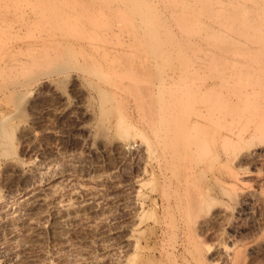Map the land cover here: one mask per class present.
<instances>
[{
    "label": "rangeland",
    "instance_id": "rangeland-1",
    "mask_svg": "<svg viewBox=\"0 0 264 264\" xmlns=\"http://www.w3.org/2000/svg\"><path fill=\"white\" fill-rule=\"evenodd\" d=\"M118 1L40 0L43 5L39 1L38 4L44 9L39 10L47 7L41 14L47 18L39 17L37 10L32 11L24 3L18 7L14 4L17 10L13 6L8 8L12 9L10 13H4L1 7L0 129L5 132L0 130V264H264V246H260L264 241V146H258L260 139H264V94L252 93L253 85L257 84L252 81L260 77L257 69L264 66V56L262 60L257 52L251 51L252 45L262 47L258 53L264 46L249 44V58L253 57L251 52L256 53V58L249 60L245 59L246 52L243 55L248 44L243 43L246 49L243 44L239 46L245 50L241 49L238 59L245 57V60L236 65L246 66L247 60L250 66L253 63L248 68L251 71L247 72L243 66L246 70L242 73L241 70L239 76L221 78L220 71L235 67L233 63L221 64L216 78L214 66L209 67L210 50L198 45L206 49L209 56L203 58L210 61L197 57L204 55L203 49L193 50L197 52L193 56L190 48L197 47L182 46L187 38L176 31L175 39L180 42L177 43L182 48L188 47L185 54L191 56L188 60L186 57L192 62L189 67L193 64L198 70L192 67L196 72L192 74L194 70L190 67L188 71L192 73L187 71L183 77L172 80L164 77L161 68L160 73L155 72V80L163 78L168 83L149 98L144 89L140 92L126 89L122 96L119 94L121 97L117 95L118 107L123 109V116L127 115L125 126L130 125L125 139L119 137L124 131L117 126V112L112 111L117 103L109 102L106 114L101 111L97 83L109 86L83 71L82 56L74 55L76 51L71 59L72 53L68 51L75 49L69 47L68 39H62L69 46L68 54L64 53V59H60L67 62L63 63L67 68L63 66L61 71L57 67L61 73L58 72L55 66L60 65H54L52 60L57 57L59 61L56 54L66 51V46L64 41L65 47L59 44L62 48L55 44V39L49 40L46 31L49 23H45L56 11H81L87 22V12L108 11ZM148 1L152 10H161L162 18L167 15L165 20L172 26L175 24L172 15L168 16L169 7L163 9L162 0ZM13 8L17 13L14 14ZM48 8L55 12L49 10L50 13ZM8 9L5 11L9 12ZM36 19L43 26L39 31H33L38 26ZM6 22L12 26L7 27ZM173 28L175 31L176 25L172 31ZM27 33L30 34L26 36ZM24 36L27 38L21 42L20 37ZM39 36L46 44V40L50 41L46 53L52 56L45 54V58L42 47L43 55L39 53L49 62L54 58L49 66L53 64L56 72L53 65L50 67L53 73L48 65H43L47 60L39 58L38 47L43 44ZM29 42L37 44L30 47ZM51 42L60 49L55 57L56 47L51 49ZM223 44L228 47L231 42L224 40ZM36 45L38 51L34 52L32 48ZM25 47L36 56L26 60L30 54L25 56ZM66 56L71 60L67 61ZM31 60L34 64L42 62L33 69L41 68L39 73L32 71L36 68L33 64L30 70L34 75L27 73L30 72L27 65L28 70L23 64L12 69L20 61L29 65ZM201 62L206 63V67L200 64L201 68L209 67L211 72L200 69ZM9 70H13L12 74ZM66 74L71 76L63 77ZM141 98L146 100L142 105ZM151 117L156 119L154 125L162 122L157 125L162 129L170 123L167 129L174 131L163 128L168 135L156 132L160 127L152 131ZM196 119L202 123L191 122ZM138 131L141 134L143 131L144 136ZM152 132L160 138H155ZM169 133L176 138L173 140ZM164 134L171 139L166 138V142ZM129 142L132 146L127 147ZM40 192L46 194L47 202L32 208L31 198ZM70 201L72 207L64 210L65 203Z\"/></svg>",
    "mask_w": 264,
    "mask_h": 264
},
{
    "label": "bare ground",
    "instance_id": "bare-ground-1",
    "mask_svg": "<svg viewBox=\"0 0 264 264\" xmlns=\"http://www.w3.org/2000/svg\"><path fill=\"white\" fill-rule=\"evenodd\" d=\"M12 1H13V3H12ZM15 1H17V0H0V12L4 9V13L5 12L10 13L12 11V9H11V11H9L8 8H11V6L14 7L15 6L14 4H16V6L18 7V6H20L21 3L22 4L24 3V5H27L25 7L31 8L32 11L37 10L38 14H36V15H39V17H41V16H43L41 14H43V11L45 12V10L47 8L46 7L45 10H41V11L39 10L42 8V5H43L40 2V0H24V1L18 0L17 3H15ZM38 1L42 5L38 4ZM162 1L165 5H164V8L163 7H161V8L165 9V6H166V7H169L167 9H170L171 13L168 16L172 15V17H173L172 19H174V21H175V24H173V26L176 25V27H177V29L175 31H174V28H173V31L171 29L173 27L171 25L172 23L169 24V22L167 20H165L167 15L165 18H162V16H163L162 11L158 10V9L152 10V8L149 7L150 3L148 0H120L117 2V4L115 3V5H116L115 7L110 8V10H108V11H89L85 15L87 22L83 19V17H82L83 13L81 11L69 12L70 14L69 13H61L62 11H60V13H58L59 11H56L58 13L57 14L55 11H52L51 9L48 8L47 9L48 11L51 10L52 12H55V14L52 13L53 15H50L53 19L52 18H50L49 20L47 19V21L45 22L46 24L49 23L48 24L49 27H47L48 25L44 26V27L48 28V30L46 28V31H48V34L47 33L46 34L48 35L49 40H50V38L55 39V40H53V41H55V44L60 46L63 44V41H64L62 39H68L66 41L68 42L69 45L71 44L72 46L71 45L69 46L64 41V44L66 47L64 46V44L62 46L65 47L66 51L62 50V52L60 53L58 51L60 49L59 48L57 49V45L53 44L54 42L53 43L51 42L50 47L53 44L51 49L54 47V45L56 47L55 48L56 51H54L53 55H54V57L57 55L59 58V61H58V59L56 61L57 57H55V60H52L54 58H52V59L48 58L50 60V62L47 59H45L48 56L46 51L48 52V50H49L47 45H48V42L50 43V41L46 40L45 41V42H47V44H46L43 42L45 39L42 40L43 38L48 39L47 37L41 35V36H43V38H42L41 36H39V37H41L40 40H42V43L44 44V45L42 44L40 46V44L38 42V44L40 46V47H38L39 51L36 49L37 45H36V47L33 46V48H32L34 52H35V50L38 51V55L40 58V56L42 57V55H43V53H41V51H42L41 47H42L43 50H45V51H43L44 56H46V55L47 56L45 58H43L44 57L43 56L41 59L42 60L45 59L43 61L47 60L46 63L48 62V64L43 63V65L49 66V63L54 62V65L55 64L60 65L61 68L59 66H55L56 69L58 67L60 70L63 69V66L64 67L66 66L65 64L67 62L65 61L66 62L65 63L61 60L64 59L63 58V57H65L64 53H67V47L68 46L71 49H75L73 51L70 50L71 52L68 51L69 53H72V52L74 53V51H76L74 53V55L82 56L83 62H80V63L82 65L83 71L87 72V74H90V75L96 77L98 80L103 81L104 83H106L109 86L108 87L109 89H108V88L99 86L100 84L97 83V85L99 87V88L97 87L98 88L97 90H99L97 92H98V95H99V93L101 95V96L99 95L100 96L99 99L101 98L99 101L102 100V102H101L102 107H101V104H100V107L102 108L101 111L103 112V114L104 113L106 114L108 112L109 105H110L109 102L117 103L116 107H113L112 111L115 113L117 112V114H118L117 126H118V128L123 129V131H124L123 134H121V133L119 134L120 135L119 137H123V136L128 137L127 134H129V133L127 132V130H129L130 125L128 123L129 127L125 126V123L127 122V119H125V118L127 115L126 116L124 115L125 116V118H124L123 113L121 111L123 109L120 108L121 106L118 107V101H117L118 96L117 95L120 94L122 96L121 92L126 90V89H132V90H135L138 92H140L141 90L144 89V91L148 92V93H146V96H147V98H149V96H152L154 94V91L156 89H158L160 86H165L166 83H168V81H165L167 78L175 79V78H179V77L181 78L184 75H186L185 73L190 69V67L192 69L193 66H191V65H193V64H191L189 67V64L192 62L189 63V61H187V60L191 56L188 57V54L187 55L185 54L188 47L186 46L187 48L186 47L182 48V46H185V45L190 46L191 44H193V47H197V48L193 49V48H190L191 47L190 46L189 48L192 49L191 50L192 52H193V50L195 51L198 48L200 50H198L197 52H201V50L203 48H200V47H203V46H205L204 48L207 47L206 49H207V51L210 50L209 51L210 53H208L206 51V49L205 50L203 49L205 51L203 53L204 55H202L200 53L202 57L198 56L197 52H196V54H195V52H193L195 54L193 56L197 55V57L199 59H201L206 55L205 53L207 52L211 56L210 57L208 54L205 56V57L209 56V59L211 60V66H209V67L211 68L214 66L213 68L215 71L216 70L218 71V68L220 69V67L223 65L229 66V65H232L231 63L235 64L234 68L233 67L230 68V66H229V67H227V69L225 71L222 70L223 72L219 70L221 74H219L218 76H221V78H224L223 76H225V78L227 76L228 77H233L234 75L239 76V72L241 70H242L241 71V73H242V72H245L246 69L248 70V68L250 69V67H252L253 63H251V66H250V64H248L247 60H246V62L244 61L246 63V66H244L245 65L244 63H243L244 65H242V66L241 65L237 66L239 61H243V60L248 59L250 57V55H248V53H247V50L250 49L249 44H260V45L264 46V0H162ZM158 2H160V0ZM157 4H159V3H157ZM24 5H21V6L24 7ZM1 7L3 9H1ZM17 7L16 8L14 7V8L17 10L18 9ZM25 7L23 8V11H24ZM19 8L21 9V7H19ZM5 9H8L9 12L5 11ZM15 9L13 11L14 14L16 12ZM42 9H44V8H42ZM48 11H47V13H48ZM51 11H49V12L51 13ZM25 12H26V10H25ZM35 13L36 12H34L32 14L34 15ZM50 13H48V15ZM1 14H3V13L1 12ZM1 14H0V16H1ZM166 14H168V13H166ZM4 15H6V14H4ZM20 15H22V13ZM36 15H34L33 17H35ZM25 16H27V15H25ZM45 17L47 18L48 16L46 15ZM16 19H17V15H16ZM36 20L38 21V19H36ZM51 20L52 21L54 20L53 21L54 24H53V22H51ZM18 21H19V18H18ZM20 22H21V20H20ZM28 22H26V24ZM30 22L33 24L37 23L36 21H35L36 22L35 23L34 21L32 22L31 20H30ZM29 23H28V25H29ZM31 23H30V25H31ZM40 23H44V21L43 22L41 21ZM7 24H8L7 25V27H8L9 24H11V22L7 23ZM26 24L24 23V25L26 26L25 29H27V26H28ZM50 24L52 26H54V25L55 26L52 27ZM36 25H38L37 26L38 28L36 27L38 30L36 28L35 29L30 28L29 29V27H28V29L29 30L33 29V31L34 30L39 31V28L43 27L42 24L39 25V21H38V24H36ZM3 26L5 27V25H3ZM11 26L12 25H10L9 27H11ZM34 26L35 25H33V27ZM50 27L55 28V29H51ZM6 28H5V31H6ZM20 28H22V27H20ZM41 30L46 32L44 29H41ZM42 31H40V32H42ZM176 31H179L180 33H182L184 35L185 38H187L186 39L187 42L185 40H183L185 38L180 39L181 42H182V40H183V42L184 41L186 42V43H183L184 45L181 43L182 46H180V44H178V43H180L178 41L179 39H175L176 38V33H175ZM0 32H2V30H0ZM180 33H179V35H180ZM28 34H30V33H27L26 36H28ZM43 34H45V33H43ZM31 35H33V34H31ZM26 36L20 37V38H22L21 42H24L23 39H26L27 38ZM35 36L36 35H34V37ZM181 36H179V37H181ZM20 38H18V39H20ZM29 38H31L30 35H29ZM177 38H178V36H177ZM188 38H189V40H188ZM70 39L75 40V43L72 42V40H71V42H69ZM76 40H77V42H76ZM224 40L225 41L227 40L228 43L230 40L231 44L233 42L234 45L231 46V44H229L230 46L227 47V44L226 45L223 44ZM34 41H35V39H34ZM37 41H38V39H37ZM25 42H28V40H26ZM30 42H32V41H30ZM30 42H29V46H30V44L34 43V42L33 43H30ZM188 42L190 44H188ZM243 43L248 44V46L246 45L247 49L245 48ZM34 44H37V43L35 42ZM242 44H243V48L246 49V51H243L244 52L243 55L246 52L247 58L244 57L245 59L243 58V60H239V59H241L239 57H241V55H242V53H241L242 50H245V49H242L241 47H239L240 45L242 46ZM20 45H23V44L21 43ZM25 46L27 47L28 45H25ZM62 46H60V47H62ZM21 47L19 46V48H21ZM26 47L24 48L25 51H26V49H28ZM30 47H32V46H30ZM89 47L91 49H94L95 52L94 53L91 52ZM252 47L253 48H251V51L257 52V54H258L257 57L261 56V59H262V56H264V54H263L264 50L262 49L261 52H259V53H262L261 55L258 53V51H260L259 49H261L262 47H259V49H258V46L255 47L258 50H255L253 45H252ZM185 48H186V50H185ZM17 49H18V47H17ZM51 49H50V51H51ZM20 50H18V51H20ZM29 50H31V49L29 48ZM213 50H215V51H213ZM27 51H26V53H27ZM21 52L22 51H20L19 53H21ZM23 52H24V50H23ZM23 52L21 53L22 55H24ZM39 52L42 55H40ZM56 52H57V54L55 55ZM249 52H250V50H249ZM255 52H251V57L253 56L252 57L253 59L256 58ZM26 53H25V56L30 54L29 58H27L26 60L30 59V56L31 57L36 56L35 55L36 53L31 54V52L29 53V51L27 54ZM50 53L51 52H49L48 54L51 55ZM73 53L70 56H73ZM191 53H190V55H191ZM21 54H19V55H21ZM33 55H35V56H33ZM51 56H48V57H51ZM70 56H66L67 61L74 59V57H75V56H73L71 59L68 60V57L70 58ZM1 57H3V56L0 55V58ZM186 57H187V60H186ZM252 58H249V60ZM1 59H3V58H1ZM41 59H38V60L41 61ZM203 59H205V58H203ZM209 59H205V60L210 61ZM258 59H260V58H258ZM20 60H21V58H20ZM51 60H52V62H51ZM173 60L174 61L177 60V61L173 62ZM14 61H16V60H14ZM22 62H23V60H22ZM24 62H25V60H24ZM13 63H11V65ZM63 63H65V64L63 65ZM202 63L206 67L205 62L199 63L198 67L202 70H205L206 68H204L203 65H202L203 68H201V66H200V64H202ZM263 63H264V61L262 62V64ZM6 64H7V62H6ZM17 64L18 65H16V64L13 65L12 69L18 67L20 64H23L24 66L25 65H27L28 67L30 66V68H29L30 72L27 71V73L33 74V72H32V71H34L33 69H37L38 66H40V64H42V62L41 63L36 62L34 64L33 60H31L29 65H28V63H25V64L21 63V61H20V63H17ZM37 64H38V66H37ZM4 65H5V62H4ZM50 65L52 66L53 64H50ZM54 65L52 66L53 70L55 69ZM165 65H167V66H165ZM207 65H208V63H207ZM6 66H8V65H6ZM6 66L3 67V68H5V70H6ZM27 66H25L24 68H26ZM32 66L33 67L36 66V68H32ZM48 66H47V68H48ZM51 66H49V68ZM163 66H165V68H163ZM243 66L247 67V68L246 69L244 68L245 69L244 70ZM1 67L2 66L0 65V68ZM209 67H207L206 70L208 72H211L210 70L212 68L210 69ZM253 67H254V69L256 68L255 66H253ZM9 68H11V67L9 66L8 69ZM21 68H19V69L22 70ZM31 68H32V71L30 70ZM66 68L67 67H65L64 69L66 70ZM161 68H162V70L163 69L164 70L161 71ZM196 68L197 67H195L194 69L198 70V68L197 69ZM52 69H51V72L53 73ZM194 69H192V70H194ZM221 69H225V67L221 68ZM38 70L41 71V68ZM38 70L34 71V72L39 73ZM43 70H42V72H43ZM57 70H54V71L56 72ZM60 70H58V72H60ZM195 70L193 73H192V71L191 72L188 71V72L194 74V73H196ZM257 70H258L257 72L259 74V75L258 74L257 75L261 77V80H259L260 77L257 79V77H258L257 76L255 78V80L257 79V81H252L253 84L255 82H257L256 85H253V92L252 93L255 96L264 94V66L262 67L260 65V67H258ZM9 71L11 72V70H9ZM16 71H18V70H16ZM24 71H25V69H24ZM156 71L159 73L161 71V73L164 74V77H167L166 79L164 78L165 82L162 81L163 78L160 79L162 81V83H160L161 82L160 80H158L159 82H157L155 80V77H156L155 72ZM250 71L248 70L247 72H250ZM254 71H256V70H254ZM254 71H253V74L252 73L251 74L256 76V74H255L256 72L254 73ZM3 72H5V71H3ZM12 72H13V70H12ZM12 72H11V74H12ZM47 72L49 73L50 71H47ZM204 72H206V71H204ZM208 72L206 74L212 76V78L214 77V74L216 75L219 73V72H217V73L215 72L214 74L211 75V73H208ZM38 73H36V74H38ZM44 73H46V72H44ZM59 74L57 73L58 77H59ZM69 74H66L63 77H66ZM187 74H189V73H187ZM1 75H3V74H1ZM49 75H50V73H49ZM69 76H71V75H69ZM218 76L216 78H218ZM26 77H27V79H26ZM26 77H24V78L28 81L29 80L28 76H26ZM158 79H159V77H158ZM169 81H170V79H169ZM22 82H24V81H22ZM28 83H31V82H28ZM21 84H23V83H21ZM14 86L16 87V85H14ZM210 86H211V84H209V87ZM17 90H19V88ZM120 95H119V97H121ZM120 101L121 100L119 99V102ZM145 101H146L145 99L141 98V99H139V104L142 105V104H144ZM147 107H150V105H148ZM154 121H156L155 117H151V124L150 125L152 127V131L158 130V128L161 126L159 123H162V122L157 123V125L158 124L160 125L158 127L157 125H154L155 124ZM163 122L167 123L166 121H163ZM191 122H193L195 125H199L202 123V120L196 119V120L191 121ZM168 126H170V123H168ZM1 127H2V124H1ZM156 127H158V128H156ZM167 127L164 126V127H162V129L160 127L159 128L160 131H156V132L160 133V132L164 131V133L165 132L167 133L166 130L169 129V128L167 129ZM173 127H176V126L174 125ZM173 127H172V129H173ZM163 128H166V130ZM179 128H180V126H179ZM0 130L3 131L2 133L5 132L2 129H0ZM168 131L173 132L174 129L168 130ZM176 131H177V129H176ZM182 131L183 130H181V132ZM138 132H137V135H138ZM156 132H154V133L152 132L154 134L155 138L158 137L157 136L158 134L155 136ZM140 134H141V132H139V135ZM144 134L145 133L142 131L141 135L144 136ZM178 134H179V132H178ZM180 134H182V133H180ZM253 134H255V131ZM166 135H168V133ZM166 135L164 134L163 136L165 137ZM172 135H173V133L170 134V137ZM174 136H175V132H174ZM174 136H173V138L171 137L173 140H174V138H176ZM125 137H123V138H125ZM159 138H160V135H159L158 139ZM163 138H162V140H163ZM166 138H169V137L167 136V137H165V139ZM171 138H169V139H171ZM125 139H127V138H125ZM165 139H164V141H165ZM169 139H168V141H169ZM262 139H263V137H262ZM262 139H260L261 140L260 144H258L259 147L264 146V142H262V141H264V139L263 140ZM145 140H147V139H145ZM162 140H161V142H162ZM155 141H159V140H155ZM166 142H167V139H166ZM168 144L169 143H167V145ZM128 146L129 147L132 146L130 144V142L128 143L127 147ZM250 173L251 174H257L256 172H250ZM28 201H30V200H28ZM31 202H32L31 204L33 205L32 208H36L37 205L41 206L42 204L47 202V196L43 192L37 193L31 198ZM72 205L73 204L71 201L65 203V209L64 210L69 211V209L72 207ZM92 205L94 206V204H92ZM32 208L30 207L31 211H32ZM33 211H34V209H33ZM260 246H264V241L260 242Z\"/></svg>",
    "mask_w": 264,
    "mask_h": 264
}]
</instances>
